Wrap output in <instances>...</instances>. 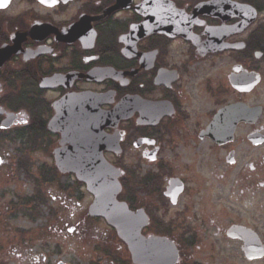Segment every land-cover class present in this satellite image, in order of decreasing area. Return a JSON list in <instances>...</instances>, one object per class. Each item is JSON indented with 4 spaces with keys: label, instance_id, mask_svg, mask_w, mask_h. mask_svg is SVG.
<instances>
[{
    "label": "flooded vegetation",
    "instance_id": "obj_1",
    "mask_svg": "<svg viewBox=\"0 0 264 264\" xmlns=\"http://www.w3.org/2000/svg\"><path fill=\"white\" fill-rule=\"evenodd\" d=\"M214 42L216 50L207 46ZM261 64L264 0H0V171L16 174L20 169L33 183L42 172L58 171L55 152L62 135L51 123L63 99L107 97L102 106L76 102L79 119L88 107L99 115L127 102L130 118L105 129L119 138L123 153L105 156L124 171L123 195L127 192L133 212L148 216L146 232L170 239L178 264H200L191 256L196 246L199 251L195 199L206 191L204 179L213 174L216 162L236 167L247 150L263 158L264 145L249 142V136L264 134V114L255 126L239 124L234 141L227 144L215 142L210 127L222 109L247 105L246 97L264 85ZM245 73L261 78L251 94L233 87V78ZM9 114L18 120L3 129ZM241 127L247 129L243 136ZM14 143L15 156L8 160L6 146ZM25 153L47 155L53 164L37 165L33 175L35 164ZM231 156L233 163L228 162ZM69 178L75 186L65 184ZM61 181L68 192L59 193L79 196V205L83 196L78 191L85 189L92 197L75 176ZM176 181L183 188L179 194L172 191ZM33 186L32 195L12 202L11 212L23 211L25 202L28 210L38 208L34 199L29 206V198L36 196ZM174 210L178 216L169 220ZM244 219L223 229L224 242L238 247L243 262L260 263L264 259L247 257L245 240L229 237L233 227L244 228L264 246L263 234Z\"/></svg>",
    "mask_w": 264,
    "mask_h": 264
},
{
    "label": "rangeland",
    "instance_id": "obj_2",
    "mask_svg": "<svg viewBox=\"0 0 264 264\" xmlns=\"http://www.w3.org/2000/svg\"><path fill=\"white\" fill-rule=\"evenodd\" d=\"M260 66L264 71V64ZM231 100H236L233 95ZM244 101L251 106H264V85ZM246 131L241 127L239 135L243 136ZM16 146L15 143L6 146L8 160L15 156ZM244 149L248 148L245 146ZM262 152L263 158L255 150H247L246 157L236 167L218 161L214 164L213 174L204 179L206 191L199 192L195 199L196 210L192 213L199 221L193 222L199 237V251L196 252V246L191 253L194 262L249 264L243 262L240 253L235 251L238 247H227L224 242L223 229L235 223L234 219L246 218V223L255 225L264 240V147ZM26 158L35 164L30 169L33 175L37 174V165L53 164L44 154L29 156L25 153ZM251 164L256 165L255 170L251 169ZM63 181L70 186L75 184L74 178ZM48 190V203L43 207L28 213L21 210L11 212L14 208L12 202H20L19 197L34 193L33 182L20 169L16 174L7 168L0 171V264H113L97 251L99 245H108L113 254L119 255L118 258L129 259L126 248L118 242L111 228L102 220L96 222L87 217L93 198L85 189L77 192L83 196L81 205L79 196L71 198L66 197L67 193ZM177 216V210H174L168 219ZM71 228L75 229L73 233L69 232ZM255 264H264V260Z\"/></svg>",
    "mask_w": 264,
    "mask_h": 264
},
{
    "label": "water",
    "instance_id": "obj_3",
    "mask_svg": "<svg viewBox=\"0 0 264 264\" xmlns=\"http://www.w3.org/2000/svg\"><path fill=\"white\" fill-rule=\"evenodd\" d=\"M210 37L216 38L217 33H211ZM207 46L213 50L217 49L216 42ZM110 72L105 71L103 74L112 76ZM55 80L52 79V82ZM260 80L258 74L245 73L239 78H233L232 82L237 90L250 93L260 83ZM48 87H53V85ZM107 96L110 97V95ZM106 98V96L81 98L73 95L56 104L58 115L52 121L51 127L60 131L62 135L61 148L55 152L57 168L63 174H75L80 182L86 184L88 192L94 196V201L89 208L90 216L105 219L107 224L116 230L118 237L127 245L134 264H177L178 251L169 240L143 235L144 229L149 224L144 211L134 213L126 203L118 200L122 192L120 183L122 173L104 156L106 152L122 154L119 138L108 136L105 129L108 127L115 129L121 121L130 118L128 103L124 102L115 110L100 112L99 115H97L96 108L93 110L88 107L87 114L83 113L80 119L74 114L76 102L91 100L97 101L102 106L105 105ZM262 113L261 107L250 108L245 104L228 106L215 117L209 136L221 145L233 142L239 124L255 125ZM93 118L98 123H92ZM15 120L17 117L9 114L2 128H11ZM249 140L257 146L264 144V136L259 133L251 135ZM67 144L70 148L66 147ZM228 162L233 163V156ZM0 163H2L1 160ZM171 186L174 194L183 191L179 181L171 182ZM229 237L245 240V252L249 259L264 257V247L254 232L233 227L229 232Z\"/></svg>",
    "mask_w": 264,
    "mask_h": 264
},
{
    "label": "trees",
    "instance_id": "obj_4",
    "mask_svg": "<svg viewBox=\"0 0 264 264\" xmlns=\"http://www.w3.org/2000/svg\"><path fill=\"white\" fill-rule=\"evenodd\" d=\"M53 169V168H51ZM59 172L54 169L52 173L48 176L47 172H42L40 175V178L34 181L35 187H36V196L33 198L31 197L29 199V202L36 200L39 205H44L48 203V194L50 191L48 189H54V190H60L61 192H68V188L61 184V177L59 176ZM30 179H33L31 176H29ZM127 193V192H126ZM122 198L126 201L127 200V195L124 194ZM26 204V202H25ZM53 212V211H52ZM55 215V213H52ZM24 236V234L22 235ZM98 250L101 252V254L105 257L110 259L113 262H116V255L113 254V252L110 250L108 246H101L99 245Z\"/></svg>",
    "mask_w": 264,
    "mask_h": 264
}]
</instances>
